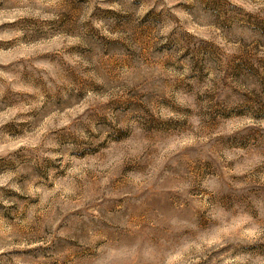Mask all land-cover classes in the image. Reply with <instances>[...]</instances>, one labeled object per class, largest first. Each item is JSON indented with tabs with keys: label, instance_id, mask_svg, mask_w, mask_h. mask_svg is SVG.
<instances>
[{
	"label": "rangeland",
	"instance_id": "rangeland-1",
	"mask_svg": "<svg viewBox=\"0 0 264 264\" xmlns=\"http://www.w3.org/2000/svg\"><path fill=\"white\" fill-rule=\"evenodd\" d=\"M0 264H264V0H0Z\"/></svg>",
	"mask_w": 264,
	"mask_h": 264
}]
</instances>
